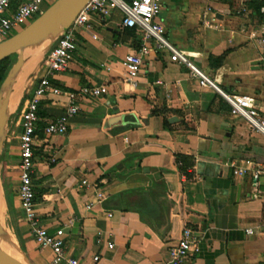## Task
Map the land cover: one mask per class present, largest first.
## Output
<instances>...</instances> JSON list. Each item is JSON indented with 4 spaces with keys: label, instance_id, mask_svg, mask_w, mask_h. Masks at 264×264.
<instances>
[{
    "label": "crops",
    "instance_id": "1",
    "mask_svg": "<svg viewBox=\"0 0 264 264\" xmlns=\"http://www.w3.org/2000/svg\"><path fill=\"white\" fill-rule=\"evenodd\" d=\"M161 2L166 39L220 91L253 96L264 119V0ZM122 20L119 9L93 14L77 34L69 67L52 77L80 103L66 133L46 137L44 128L65 112L69 97L41 102L34 173L40 224L50 233L64 230L68 256L89 262L98 255V264H161L188 227L197 239L183 264L264 263V136L155 41L129 82L124 60L143 40ZM45 56V46L26 51L30 96ZM95 88L99 96L84 92ZM20 116L14 126L11 114L0 162L14 178L6 182L2 169L0 220L30 264H52L19 196Z\"/></svg>",
    "mask_w": 264,
    "mask_h": 264
},
{
    "label": "built area",
    "instance_id": "2",
    "mask_svg": "<svg viewBox=\"0 0 264 264\" xmlns=\"http://www.w3.org/2000/svg\"><path fill=\"white\" fill-rule=\"evenodd\" d=\"M247 3L251 0H242ZM50 5L48 0H0V43L13 36L14 32L22 30L38 18ZM123 13L122 24L125 27L137 28L142 35L141 48L129 54L124 60L129 82L135 83L145 61L152 51L151 42L155 41L157 48L166 50L170 59L189 67L201 79V84L220 89L200 71L190 60L188 55L175 47L164 35L163 24L159 21L162 10L161 0H91L75 20L73 26L59 37L56 44L46 54L44 60V75L37 81L31 96L24 102L20 116L21 131L19 134V196L22 203L25 219L31 231L42 248H50L53 252L52 264H98L100 257L94 256L92 261L68 256L64 247V230L59 229L50 233L40 224L36 210V192L34 188L35 150L38 138V129L41 122L40 106L44 98L51 94H66L69 104L65 112L48 121L44 128L46 137L64 134L68 131L70 120L80 111L77 95L64 92L54 86L52 77L65 71L74 59L77 50V34L81 29L89 27L92 15L100 18L108 17L115 10ZM261 61L264 66V38H262ZM90 96H99L101 89H85ZM224 99L230 104L234 114L243 117L253 131L264 136V119L256 106V100L248 94H229L220 91ZM247 169H240L236 173L243 174ZM248 229L247 233H253ZM196 231L185 228L178 242L171 246L168 259L161 264H183L192 255L196 245ZM112 246V245H111ZM264 264V263H261Z\"/></svg>",
    "mask_w": 264,
    "mask_h": 264
},
{
    "label": "water",
    "instance_id": "3",
    "mask_svg": "<svg viewBox=\"0 0 264 264\" xmlns=\"http://www.w3.org/2000/svg\"><path fill=\"white\" fill-rule=\"evenodd\" d=\"M91 0H56L38 18L13 36L0 43V62L17 56L0 87V162L11 118V96L18 77L28 62L26 51L45 46L46 54L59 37L69 30L78 15ZM4 242L12 245L19 256L4 248ZM0 264H30L22 247L15 242L0 220Z\"/></svg>",
    "mask_w": 264,
    "mask_h": 264
},
{
    "label": "rangeland",
    "instance_id": "4",
    "mask_svg": "<svg viewBox=\"0 0 264 264\" xmlns=\"http://www.w3.org/2000/svg\"><path fill=\"white\" fill-rule=\"evenodd\" d=\"M55 1L56 0H48V5H51ZM19 31L20 30L14 32V34L19 32ZM14 34H12V35H14ZM16 60H17V56L16 55L11 57V59H10V68L16 62ZM28 79H30L29 78V74H28L27 70H24L20 74V76L18 77V79L16 81V85H15V88H14L16 94H15L14 99L12 100V103H11V106H10V113L12 114V123H10V125H14L15 126L16 125V120H17L18 116L21 114V109L22 108H21L20 105H22L23 102H22V104L19 105L18 100H19V95L22 93L24 88H26V90L24 91L26 97L27 98L30 97V93L32 91L30 89V81H31V79L29 81H28ZM22 85H24V88L21 90L20 88H22ZM14 126H13V128H14ZM1 166L2 165L0 163V178H2L3 175H4V178H5L6 182H9V183L13 184V181H14L13 174L10 172V177H7L6 176L7 175L6 167L3 169ZM2 169H3V172H4L3 175H2ZM3 222L5 223V220ZM14 254L16 256H19V253L17 251Z\"/></svg>",
    "mask_w": 264,
    "mask_h": 264
},
{
    "label": "bare ground",
    "instance_id": "5",
    "mask_svg": "<svg viewBox=\"0 0 264 264\" xmlns=\"http://www.w3.org/2000/svg\"><path fill=\"white\" fill-rule=\"evenodd\" d=\"M23 88H24V85H22V88H20V89L22 90ZM15 94L16 93H15V89H14V91L12 93V96H11L10 105L12 103V100L14 99ZM4 209H5V200H4V196H3V192H2V186H1V180H0V219H3L4 218ZM4 248L8 252H10L11 254H14L16 252V250L14 249V247L12 245H10L8 243H5V242H4Z\"/></svg>",
    "mask_w": 264,
    "mask_h": 264
},
{
    "label": "trees",
    "instance_id": "6",
    "mask_svg": "<svg viewBox=\"0 0 264 264\" xmlns=\"http://www.w3.org/2000/svg\"><path fill=\"white\" fill-rule=\"evenodd\" d=\"M10 59L11 57L0 62V87L10 69Z\"/></svg>",
    "mask_w": 264,
    "mask_h": 264
}]
</instances>
